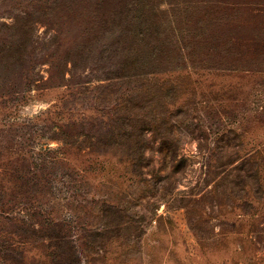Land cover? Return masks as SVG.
Listing matches in <instances>:
<instances>
[{
    "label": "rangeland",
    "instance_id": "374dc122",
    "mask_svg": "<svg viewBox=\"0 0 264 264\" xmlns=\"http://www.w3.org/2000/svg\"><path fill=\"white\" fill-rule=\"evenodd\" d=\"M108 1L0 0V264H264V0Z\"/></svg>",
    "mask_w": 264,
    "mask_h": 264
},
{
    "label": "trees",
    "instance_id": "16d2710c",
    "mask_svg": "<svg viewBox=\"0 0 264 264\" xmlns=\"http://www.w3.org/2000/svg\"><path fill=\"white\" fill-rule=\"evenodd\" d=\"M104 3V4H103ZM109 3L108 0H102V8H103V12H100V17L101 19L104 21H108V22H115L116 17L118 16V12L115 9V13H112V15H110L111 13L108 12L109 8H107L105 6V4ZM104 18V19H103ZM120 69H125V70H131L132 72L135 70V72L131 73L130 75H125V76H137L138 73H136V70L138 69L136 64H127L125 63L124 66H121Z\"/></svg>",
    "mask_w": 264,
    "mask_h": 264
}]
</instances>
